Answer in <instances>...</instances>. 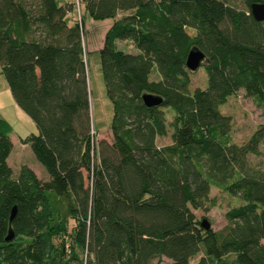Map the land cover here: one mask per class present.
<instances>
[{
	"label": "trees",
	"instance_id": "trees-1",
	"mask_svg": "<svg viewBox=\"0 0 264 264\" xmlns=\"http://www.w3.org/2000/svg\"><path fill=\"white\" fill-rule=\"evenodd\" d=\"M237 1L83 0L93 19L114 18L98 48L112 141L94 145L75 0H0V66L38 129L22 141L48 173L23 164L13 175L12 126L0 117V264H264V166L250 162L264 126L238 144L220 111L243 88L264 113V20L250 11L264 0ZM193 46L207 84L190 91ZM145 92L162 102L147 106ZM168 126L172 142L158 145ZM212 185L242 200L221 229L193 212Z\"/></svg>",
	"mask_w": 264,
	"mask_h": 264
},
{
	"label": "rangeland",
	"instance_id": "rangeland-1",
	"mask_svg": "<svg viewBox=\"0 0 264 264\" xmlns=\"http://www.w3.org/2000/svg\"><path fill=\"white\" fill-rule=\"evenodd\" d=\"M63 3L64 0H57ZM235 3L241 2L234 0ZM74 5V3H73ZM76 8L73 7L72 20L82 21L83 30V44L84 55L87 61L88 85L90 91V110L92 119L91 128V142L96 145L101 139L108 142L112 141V134L110 130V122L112 117V102L109 99L106 86L103 80V74L99 61L98 47L101 45L104 21L93 19L87 16L85 21V13L83 0H79ZM98 23V24H96ZM94 24V25H92ZM96 24V25H95ZM120 46L127 47L124 41L119 42ZM126 44V45H125ZM133 47V48H132ZM130 49L136 52L137 48L132 45ZM205 60L195 70H189V89L193 91L196 87H205L207 84V76L204 67ZM151 78H158L159 73L156 68L152 69L150 73ZM166 121L172 119L173 111L169 107L164 108ZM220 111L228 114L231 117L230 137L231 140L240 144L245 142L254 130L264 126V113L262 107L257 104L255 99L246 94L243 88L238 89L235 93L228 96L226 101L220 105ZM172 128L168 126V131L165 135L157 136L156 142L158 145L171 143ZM16 138L10 154L7 157V162L11 166L13 175L18 174V171L23 163H27L39 177H47L48 173L45 167L37 160L29 144L22 145ZM250 162L252 165L264 166V139L260 143V153L257 155H250ZM30 167V168H31ZM31 168V169H32ZM239 196H234L222 190L219 187L211 186L209 191V199L206 202V207L193 209L197 220L201 221L206 218L210 221L213 229H221L227 223L225 212L230 207L241 203ZM58 238H56V241ZM76 251L81 255L83 250L80 246L76 247ZM197 258L191 260V264L195 263ZM166 263H169L168 258H164Z\"/></svg>",
	"mask_w": 264,
	"mask_h": 264
},
{
	"label": "crops",
	"instance_id": "crops-1",
	"mask_svg": "<svg viewBox=\"0 0 264 264\" xmlns=\"http://www.w3.org/2000/svg\"><path fill=\"white\" fill-rule=\"evenodd\" d=\"M84 13L86 16V18H85V21H86L87 16H89V15L86 13L85 7H84ZM122 14L123 13H121V12L118 13L115 18H118ZM71 16H72V13L69 14V18H70L69 23L74 22V20H72ZM96 20L104 21L101 24L104 27L103 33H102V41H101V45H102L105 31L110 26V24L113 22L114 18L109 17V18L96 19ZM96 24H98V23H96ZM92 25H94V24H92ZM121 41H124V43H127V45L125 44L127 47L120 46L119 42H121ZM116 44L119 48L126 50V51H130V52H132V49H130L132 47V45L135 46L130 40H126V39H116ZM101 45L99 47H101ZM0 117H3L6 120H8L12 126L10 138H11L13 144H14V140L16 139L14 137V134L17 136V138L19 139V141L22 145H27V144H29V142L28 141L23 142L22 138H24V137H26L32 133H36L38 131L34 121L19 106V104L14 99L12 92L10 90V87H9L8 81L2 72L1 66H0ZM12 147H13V145H12ZM23 164L28 165L27 163H23ZM28 166L31 167L30 165H28ZM32 169H33V171H35L34 168H32ZM39 178L47 179L48 176L45 178L44 177H39Z\"/></svg>",
	"mask_w": 264,
	"mask_h": 264
},
{
	"label": "water",
	"instance_id": "water-1",
	"mask_svg": "<svg viewBox=\"0 0 264 264\" xmlns=\"http://www.w3.org/2000/svg\"><path fill=\"white\" fill-rule=\"evenodd\" d=\"M251 14L258 20H264V1H256L250 4ZM205 60V53L198 48L197 46H193L186 58V65L190 70L197 69L201 63ZM142 98L144 103L147 106L158 105L162 102V96L150 92H145L142 94ZM15 213V207L12 208L10 219L13 217ZM201 225L205 228L211 227V223L208 219L203 218L201 220ZM13 237V231L9 228V232L6 235V239H10Z\"/></svg>",
	"mask_w": 264,
	"mask_h": 264
},
{
	"label": "built area",
	"instance_id": "built-area-1",
	"mask_svg": "<svg viewBox=\"0 0 264 264\" xmlns=\"http://www.w3.org/2000/svg\"><path fill=\"white\" fill-rule=\"evenodd\" d=\"M75 2L78 4L79 3V0H75Z\"/></svg>",
	"mask_w": 264,
	"mask_h": 264
}]
</instances>
